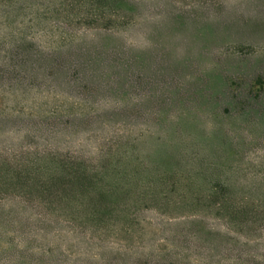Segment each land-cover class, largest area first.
Returning a JSON list of instances; mask_svg holds the SVG:
<instances>
[{
  "label": "rangeland",
  "instance_id": "rangeland-1",
  "mask_svg": "<svg viewBox=\"0 0 264 264\" xmlns=\"http://www.w3.org/2000/svg\"><path fill=\"white\" fill-rule=\"evenodd\" d=\"M0 264H264V0H0Z\"/></svg>",
  "mask_w": 264,
  "mask_h": 264
}]
</instances>
